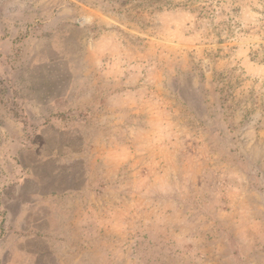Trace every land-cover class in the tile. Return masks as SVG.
<instances>
[{
    "label": "rangeland",
    "instance_id": "obj_1",
    "mask_svg": "<svg viewBox=\"0 0 264 264\" xmlns=\"http://www.w3.org/2000/svg\"><path fill=\"white\" fill-rule=\"evenodd\" d=\"M0 264H264V0H0Z\"/></svg>",
    "mask_w": 264,
    "mask_h": 264
},
{
    "label": "crops",
    "instance_id": "obj_2",
    "mask_svg": "<svg viewBox=\"0 0 264 264\" xmlns=\"http://www.w3.org/2000/svg\"><path fill=\"white\" fill-rule=\"evenodd\" d=\"M25 212H26V211H24V210H23L22 212H18V211H13V210H11V211H10V214H11V215H13V214L15 215V214H17V213L21 214V213H25ZM13 219L16 220V222L19 221V218H13Z\"/></svg>",
    "mask_w": 264,
    "mask_h": 264
}]
</instances>
